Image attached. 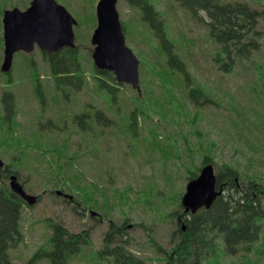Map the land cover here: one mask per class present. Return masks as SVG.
I'll return each instance as SVG.
<instances>
[{
    "label": "rangeland",
    "instance_id": "1",
    "mask_svg": "<svg viewBox=\"0 0 264 264\" xmlns=\"http://www.w3.org/2000/svg\"><path fill=\"white\" fill-rule=\"evenodd\" d=\"M31 1L0 0V66L3 13L13 8L24 11ZM55 1L78 22L74 32L83 86L78 90L76 86L64 87L66 95H62L37 49L15 55L11 86L5 84L0 71V159L26 193L38 197L33 206L21 208L22 240L9 250L11 264H51L45 253L53 250V225L72 234H85L86 242L81 241L69 264H97L96 252L102 249L112 226L115 232L121 228L122 236L115 233L116 239L127 242L126 248L144 264H170L167 259L183 212L181 195L189 173L201 167L204 156L211 159L217 176L224 173L226 165L238 173L241 187H248L250 181L257 190L261 187L264 213V91L256 73L264 70V0H219L247 4L263 13L254 26L258 50L230 72L213 60L219 47L209 34L205 13L193 18L178 0H148L164 21L167 36L175 44L173 50L184 62L190 87L196 81L210 100L204 105L196 86L190 100V87L182 92L155 78L153 72L162 69L140 23L141 10L130 0H118L126 45L140 62V82L138 89L118 86L119 98L106 108L111 121L115 114L114 121L97 138L92 134L99 125L85 117L88 126L82 117L81 125L87 127H81L85 130L81 132L74 116L87 113L90 104H100L93 94L94 47L90 42L98 0ZM6 87L15 94L8 104L10 113L2 102ZM150 95L164 105L163 114L156 115ZM136 96L144 106L132 103ZM132 110L133 122L129 120ZM58 191L62 194L57 195ZM221 263L264 264V231L246 257L237 253L222 258Z\"/></svg>",
    "mask_w": 264,
    "mask_h": 264
},
{
    "label": "trees",
    "instance_id": "2",
    "mask_svg": "<svg viewBox=\"0 0 264 264\" xmlns=\"http://www.w3.org/2000/svg\"><path fill=\"white\" fill-rule=\"evenodd\" d=\"M178 1L182 3L181 7L184 10L193 15V18H199L201 12L206 14L209 34L219 47L216 55H213V60L220 63L223 70L232 71L235 64L241 60L250 59L252 53L258 50L259 44L255 40L258 33L254 30V26L257 16L263 13H258L249 5L238 2L224 4L219 0ZM130 3L141 10L140 23L149 34L147 41L156 58V64L162 69L157 73L151 69L155 78L161 80L164 85L166 83L173 84L179 91L184 92L187 87H190V76L185 71L186 67L181 56L173 50L175 44L167 36L164 21L154 12L155 10L149 5L148 0H130ZM250 33L251 38H247ZM44 57L49 65L50 75L62 95H66L64 86L72 84L78 90L84 83L82 68L77 58V49L64 48L50 56L44 54ZM27 62L29 63V61ZM27 67L29 68V65ZM31 67L33 68V64ZM256 73L257 82L262 84L264 91V70ZM93 74L95 82L93 94L99 100L102 99L103 86L106 84L108 86L107 103L112 104L111 100L116 101L119 98L117 91L119 84L114 75L105 71L98 72L96 69L93 70ZM179 74L182 75V79L178 76ZM2 77L7 81L4 76ZM195 86L199 96L203 97H200L203 100L202 104L198 103L204 105V103L210 102L196 81H194ZM194 87L189 88L191 92L190 94L188 92V98L190 100H193ZM166 93H168L167 89ZM169 94V103H171V92ZM13 96L10 89L4 90L2 95V102L6 105L8 113L12 111L8 104L12 102ZM173 97L175 98V96ZM149 98L150 102L156 105V115L163 114L164 105L158 100L155 101L151 95ZM167 100L166 97L165 101ZM132 103L140 104V106L145 105L138 96ZM167 111L164 113L165 117ZM84 114L80 115L83 117ZM133 114L132 110L129 119L132 122L134 121ZM114 115L112 121H114ZM107 120V127L110 128L112 121L109 114ZM128 127L130 128V125ZM128 127L127 129L130 130ZM92 135L97 138L99 134ZM79 136L86 137L85 134ZM206 164H212L208 156L203 157L201 167ZM201 167H197L195 171L189 173L187 178H195ZM237 174L232 167L225 165L224 173L217 176L218 184L226 185L223 187L222 196L215 200L209 210H202L195 215H190L188 219H183L180 215L181 223L185 225V231H182L180 223L175 232L172 254L167 259L170 264H200V262L222 264V258L235 256L237 253L246 257L253 247L259 244V238L264 231V213L261 209L262 197H260L263 191L261 187L257 186L258 190L255 188L254 181L248 182V187H241L236 179ZM8 176V166L0 169V264H11L9 250L22 240L19 219L21 208L25 203L10 191L7 185ZM260 180V177L256 179V181ZM53 227V250L45 254L50 258L51 264H69L70 260L79 252L81 241L86 242L85 234L69 233L61 225H53ZM113 228V226L110 227L104 236L102 249L96 252L97 264H144L141 259L126 248L127 242L116 239L115 228Z\"/></svg>",
    "mask_w": 264,
    "mask_h": 264
},
{
    "label": "water",
    "instance_id": "3",
    "mask_svg": "<svg viewBox=\"0 0 264 264\" xmlns=\"http://www.w3.org/2000/svg\"><path fill=\"white\" fill-rule=\"evenodd\" d=\"M118 0H99L96 5V28L91 36L94 46L92 60L99 71H110L119 83L133 88L139 84V61L126 46L122 26L116 9ZM76 20L55 0H32L25 11L17 8L3 13V62L1 71L8 73L15 53H31L35 46L48 54H54L67 47L74 50L75 35L73 27ZM4 167L0 159V169ZM10 189L33 206L37 197L28 195L23 190L15 175L10 176ZM61 195V192H56ZM223 194V185L211 164L204 165L197 177L188 181L180 204L183 214H195L198 210H209L215 200ZM71 199V197L69 196ZM182 230H185L183 225Z\"/></svg>",
    "mask_w": 264,
    "mask_h": 264
},
{
    "label": "flooded vegetation",
    "instance_id": "4",
    "mask_svg": "<svg viewBox=\"0 0 264 264\" xmlns=\"http://www.w3.org/2000/svg\"><path fill=\"white\" fill-rule=\"evenodd\" d=\"M41 54L44 55L42 52H41ZM93 83H94L93 88H95V82L93 81ZM83 84L80 86V88L83 86ZM70 86H74V85L70 84ZM107 87L108 86L106 84L103 86L104 94L102 95V99H100L99 106L97 107L95 105V103L93 105L90 104V107L88 106L89 108H88L87 113H85V114L83 113L84 114V116H83L84 121H85V123L88 126H89V123H88V121H86V118L85 117H87L90 120L92 119L95 122L94 126H98L99 125L98 128H95L94 129V134H99L100 135L102 132H104V130L108 126L107 113H106V108H107V105H108V103H107V99H108V88ZM56 88H57V85H56ZM80 114H82V113H80ZM80 114L75 115L74 118H75L76 122H78V127H80V130H81V127H83L85 129L87 126L85 127V125H81V122L82 121L80 119L82 118V115H80ZM98 114H99V116H98ZM79 116H80V118H79ZM81 132H85V130H81ZM115 233L117 235H118V233H120V235L122 236V234H121V228H116V232Z\"/></svg>",
    "mask_w": 264,
    "mask_h": 264
}]
</instances>
